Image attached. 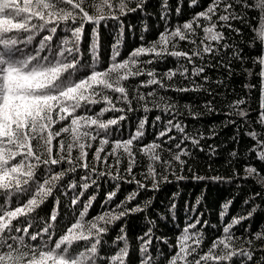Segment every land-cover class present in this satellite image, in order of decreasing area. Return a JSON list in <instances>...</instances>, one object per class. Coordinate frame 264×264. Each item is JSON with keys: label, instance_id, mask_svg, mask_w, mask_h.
Listing matches in <instances>:
<instances>
[{"label": "snow or ice", "instance_id": "snow-or-ice-1", "mask_svg": "<svg viewBox=\"0 0 264 264\" xmlns=\"http://www.w3.org/2000/svg\"><path fill=\"white\" fill-rule=\"evenodd\" d=\"M146 3L147 0H0V264H132L125 232L126 221L120 227L121 234L113 241L115 244L122 240L123 245L113 254L101 252L102 241L109 226L146 210L151 200L133 207L127 206L141 190H159L162 183L173 182L169 176L177 182L186 180L188 177L183 173L188 159L184 157L192 158L193 153L181 145L188 141L204 151L200 141L205 138L198 130L195 133L186 131L188 126L178 119L177 102L172 101L171 97L159 95L155 89L144 93L140 91L141 88L158 85L164 92L171 90L178 93L202 90V85L197 83L195 77H202L207 82L208 77L203 76V73L206 67L213 66L204 63L205 56L215 59L222 51L227 52L231 48L228 62L221 60L218 64L226 67L231 74L234 71L231 67L234 59L240 62L241 71L247 76L255 75L259 78L260 111L257 123L264 127V0H254V4L250 0H209L207 6L193 13L189 20L171 27L169 21L173 10L168 0H161L160 16L165 22V30L157 39L147 45L142 43L124 59H119L121 40L118 39L113 45L108 67L99 69L96 54L101 24L107 26L109 20L117 21L122 37L124 21L121 18L137 11L144 14ZM199 6L200 0H189V8ZM182 7L181 0H177V16ZM252 10H259L256 17L249 15ZM253 20L258 22V30L248 38V46L255 51L258 41L260 50L256 56L247 57L235 43L226 42L229 38L222 29L227 28L237 35H243L241 28L232 22L238 21L253 30L257 29ZM61 25L64 26L62 31L70 35L59 38L54 44ZM85 25L92 26L90 51L93 63L91 71L77 79V72L85 67L80 64V44ZM180 42H187L192 47L189 50L181 49ZM145 56L149 59H141ZM167 57L177 60L175 69L158 73L157 69L147 67L163 62ZM197 59L201 61L199 65ZM249 59L251 66L246 67ZM185 61L192 65L191 74ZM141 76L147 79L136 85L126 83ZM177 76L188 81V86L178 87L168 83ZM245 87L250 91L257 85L247 83ZM112 94H115V99ZM134 102L136 107L133 106ZM98 103H103L104 107L89 115V106ZM246 104L244 98L230 103V111L225 115L237 116L248 124L250 111L242 107ZM203 107L209 114L217 111L211 101ZM81 108L86 111L78 115ZM184 108L188 109L193 119L203 115L193 111L191 105L185 104ZM153 109L171 117L156 133L157 141L164 137L167 139L163 143L153 141L137 147V142L145 136L147 113ZM138 110H142L145 115L128 138L111 140L110 127L125 121L128 112ZM109 111L121 115L101 119ZM62 121L68 123L56 128ZM159 121L161 116L157 115L153 127ZM229 123L235 124L236 121L230 120ZM173 130L181 134L180 140L164 147L177 139L175 135H169ZM116 131L119 133L120 129L116 128ZM102 132L104 136H101ZM245 135L255 141L250 151L264 162V132L253 129L246 131ZM234 139L239 143L238 137ZM96 141L98 143L90 163L89 151ZM110 143L111 149L105 151ZM138 152H142L149 160L147 170L142 173L134 172ZM165 152L168 153L167 157L162 155ZM211 152L215 154L214 147ZM230 155L235 158L237 153L233 151ZM109 157L113 158L111 164ZM125 159L127 163L122 173L120 165ZM79 170H83V175L80 177L81 190L77 193L73 191L77 186L74 174ZM188 171H192L191 166ZM245 173L251 176L257 173V169L246 165ZM70 174L73 175L67 184L60 183ZM137 175L142 179H137ZM105 176L115 184V188L106 194L102 209L104 204H110L116 196L120 181L134 183L136 189L115 207L105 209L91 219L88 218V212L96 196H90L78 210L75 221L66 226L54 240L60 204L59 198H56L48 219L43 221L44 226L39 230L33 229L36 220L33 214L57 188L66 197L72 191L70 206L75 208L89 187L95 185L98 192V180ZM247 176L240 177L234 170L235 178ZM192 178L228 183L232 179L196 174ZM258 196L259 192L245 199L244 205L252 203V207L242 215L229 217L227 222L225 217L229 214L232 200L221 205L219 217L223 225L222 236L213 239L210 246H204L203 229L209 227L208 221L205 220L201 225L203 213L196 215V205L200 203L198 199L193 205L192 215L187 217V221L191 222H186L176 241L168 245L170 255L166 264H264V227L258 228L251 235H237L233 231L256 214L260 205L253 202ZM168 211L175 220V204ZM192 216H196L195 220H192ZM148 222L155 227V220ZM198 225L201 227L198 228ZM211 227L217 226L212 224ZM30 229L33 230L30 232ZM250 231V224L244 227L245 233ZM138 239L142 242L139 248L142 256L138 257L137 264H158L150 251L153 243L152 228L138 236Z\"/></svg>", "mask_w": 264, "mask_h": 264}, {"label": "trees", "instance_id": "trees-1", "mask_svg": "<svg viewBox=\"0 0 264 264\" xmlns=\"http://www.w3.org/2000/svg\"><path fill=\"white\" fill-rule=\"evenodd\" d=\"M182 9L179 16L175 13V8L177 5V0H168L169 6L172 8L171 20L169 21V27L176 25L177 23H183L189 20L193 13L202 10L207 6L209 0H200V6L195 8H189V0H181ZM254 4V0H250ZM161 0H147L144 5V14L140 11L135 13H130L127 16L122 17L124 21L123 36H120L119 23L117 21L109 20L107 26L102 23L99 30V47L96 54V59L99 69H104L108 67L109 57L113 50V45L119 39L121 40L120 46V57L119 59L126 58L129 53L140 46L142 43L147 45L150 41H155L160 33L165 30V22L161 19ZM259 10H252L249 15L256 17ZM234 26L241 28L243 35H237L231 32L229 29L224 28L222 31L225 36L229 39L226 41L229 44L235 43L239 48L243 49L242 54L247 57L256 56L259 52L260 47L257 41L255 51L248 46V38L253 35V32L258 30V22L253 20V24H257V29L250 30L238 21L232 22ZM131 26V29L129 28ZM63 25L58 29L56 37L53 43L55 44L57 40L63 36L70 35L69 33L63 32ZM91 25H85L84 36L80 44L81 60L80 64L85 65L82 71L77 72L75 78H80L87 75L91 71V65L93 63V55L90 51V45L92 43L91 36ZM146 29V30H145ZM45 33H41L44 35ZM203 33H200L202 36ZM141 36L144 40L141 41ZM39 39V37H37ZM199 43V38L197 39ZM223 43V42H222ZM192 46L188 45L187 42H180V48L184 50H189ZM232 49L230 48L227 52L222 51L220 55L216 56L215 59H210L205 56L204 63L211 64L212 67H206L203 76H207V82L203 81L202 77H195L197 83L202 85V90L195 92L178 93L169 90L164 92L163 89H159L158 85H153L149 87L141 88L140 91L147 93L149 91L158 90L159 95H165L171 97L172 101L177 102L178 119L183 121L188 127L187 132L195 133L197 130L203 133L204 139L200 141V146L203 147L204 151H200L199 147H194L190 142L185 141L181 147H188L192 153V158L184 157L188 159V164L185 165L184 175L188 178L186 180H181L179 182L175 181L172 176H169L171 183H162L159 190L150 191L148 189L141 190L139 195L132 200L128 207H133L136 204L143 203L144 201L151 200L150 205L146 208L144 212H140L134 215L125 217L124 219L116 221L113 225L109 226L108 233L104 236L101 252H107L109 254L115 253L122 245L123 241H117L115 244L113 241L118 235H120V227L127 222L125 227V232L127 233V240L129 244V259L132 264H137L138 257L142 254L139 252L141 241L138 236L142 235L149 228H152L153 243L150 251L154 258L157 259L158 264H166L167 258L170 255V250L168 245L173 244L178 235L181 233L183 227L187 221V217L192 215L193 205L199 199V205H196V215L201 212L203 216L201 217V225L205 220L208 221L209 227L203 229L204 232V246H210L211 241L217 237L222 236L223 225L220 222L219 213L222 210L221 205L229 200H232V205L229 209L228 216L225 217V222L228 221L229 217L236 214H244L252 207V203L244 205V200L250 195L259 192L260 196L256 197L253 203L259 204L260 208L257 209L256 214L251 220H245L243 225L237 226L233 231L237 235H251V233L256 232L258 228L264 227V162H261L254 152L250 149L254 146L255 141L250 137L245 135L246 131H251L255 129L258 132H264V127L257 123V116L260 111L259 101H260V86L259 78L253 75L252 77L247 76L241 71V65L239 61L232 60L231 67L234 71L230 74L226 67L220 66L219 61L223 60L224 63L228 62V57L231 55ZM141 59H149L145 56ZM195 59V58H194ZM177 60L172 57H167L163 62H158L153 65H148L149 68L157 69L158 73L167 71L168 69H175L177 67ZM189 68V74H191L192 65L184 62ZM199 65L200 60H196ZM246 67L251 66V59L245 65ZM258 70V66H257ZM146 76L137 77L130 79L126 82L128 84H139L141 81L146 80ZM217 81H223V83H217ZM173 83L176 86H188L189 82L183 80L182 77L177 76L174 81L168 82ZM252 83L256 84L257 87L254 89H247L245 84ZM115 99V94H112ZM244 98L247 100V104L242 107H246L250 111L249 123L245 124L237 116H226L225 113L230 111L228 105L236 100ZM212 102V106L217 110L216 113L209 114L207 109L203 105L208 102ZM188 104L192 106V110L196 112L203 113L200 118L193 119L188 114V109L184 108V105ZM134 107L136 104L134 102ZM91 112L89 115H93L101 108L104 107L103 103H98L96 105H90ZM86 109L81 108L78 111L79 114H83ZM179 113H183L179 115ZM121 113L118 112H107L101 119L107 120L114 117H118ZM145 115L142 110L128 112L127 119L122 121L119 125L110 127L109 132L111 133V140H116L120 138H128L131 132L136 128L139 120ZM160 115L161 121L157 122V126L153 127L154 118ZM148 123L145 128V136L139 142H137V147H143L150 142L163 143L167 137L163 140H156V133L158 129L164 127V122L171 117L162 111L153 109L147 113ZM70 119V118H69ZM230 120H235L236 123H229ZM68 121H62L55 127L60 128L62 125H66ZM242 125V126H241ZM239 131L237 132V127ZM116 128L120 131L117 133ZM214 134V135H213ZM105 133H101L104 136ZM169 135H175L176 140L171 141L169 145H164V147H169L178 142L181 138V134L173 130ZM211 137V138H209ZM234 137H238L239 143ZM63 138V137H61ZM55 143V141H54ZM98 141L93 142V148L89 151V162L91 163L93 159V152L95 151V146ZM111 143L106 147L105 151L111 149ZM215 148V154L211 152V148ZM178 151V150H177ZM236 151L237 156L233 158L230 154ZM75 150L73 155H75ZM102 157L104 153L101 154ZM164 157L168 156V153L162 154ZM137 166L134 169L135 173H142L147 170V165L149 163L148 158L142 153H137ZM109 163L113 162V158H108ZM126 159L122 161L120 165L121 172L123 173L126 167ZM159 162H157L158 164ZM253 166L257 169V173L251 176H247L245 173V166ZM191 166L192 171H188V167ZM63 167V166H61ZM58 170V169H57ZM234 170L239 173L240 177L247 178H235ZM42 171V169H41ZM178 171V169H177ZM193 174L205 177L220 176L226 178H232L231 182H216L210 179L205 180H195L193 179ZM73 174L66 176L60 183L67 184L68 180L72 178ZM83 175V170L77 171L74 176L76 179V189L73 191L79 192L81 180L80 177ZM137 179H142L140 175H137ZM120 187L110 202V204H104L103 209L101 208L102 202L106 198V194L113 191L115 184L108 179L107 176L98 180L99 190L97 192L96 186L93 185L89 187L84 195L80 198V203H78L75 208L70 206V197L72 196V191L68 192V196H64L61 193L60 188H57L51 197L37 210L33 215L36 216V220L33 222V229L39 230L42 228L43 221L47 220L54 206V201L59 198V215L57 218L56 226V236L53 237L55 240L62 232L66 226H70L72 222L75 221L78 216V210L82 208L84 202L92 195L96 196V199L92 203V207L88 212V218L91 219L95 217L98 213L105 209L113 208L120 201L124 200L126 196L136 189V185L125 183L120 181ZM150 186V181L148 182ZM240 187H237V185ZM175 204V220H173L172 213L168 211L171 205ZM187 209V211H186ZM75 214V215H74ZM163 217V218H161ZM147 218V219H146ZM196 216H192V220H195ZM24 219V218H22ZM155 220V227H153L148 221ZM215 224L217 227L212 228L211 225ZM251 225V231L249 233L244 232V227ZM201 225L197 227L200 228ZM30 229V232L33 230ZM195 231V230H193ZM159 237V239H157ZM46 238V237H45ZM167 241V243H165ZM36 243V242H33ZM74 248L77 245H73ZM203 247V246H202ZM206 250V248H205Z\"/></svg>", "mask_w": 264, "mask_h": 264}]
</instances>
